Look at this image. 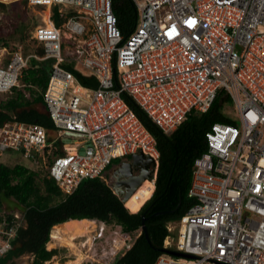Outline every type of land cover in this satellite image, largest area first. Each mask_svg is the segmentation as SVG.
Masks as SVG:
<instances>
[{
    "label": "built area",
    "instance_id": "built-area-1",
    "mask_svg": "<svg viewBox=\"0 0 264 264\" xmlns=\"http://www.w3.org/2000/svg\"><path fill=\"white\" fill-rule=\"evenodd\" d=\"M130 1L138 20L124 37L112 0H27L48 12L31 37L44 55L9 53L0 61V94L20 87L30 58L52 60L42 104L55 138L38 124L9 121L0 126V156L44 161L60 141L63 153L48 174L71 195L83 180H105L116 159L141 151L157 162L154 137L122 94L170 135L222 92L233 123L206 130L207 151L194 160L188 191L195 203L166 225L162 249L189 257L161 253L153 264H264V0ZM53 8L65 18L61 27L51 21ZM66 66L96 87L82 86ZM17 226L0 225V258Z\"/></svg>",
    "mask_w": 264,
    "mask_h": 264
},
{
    "label": "trees",
    "instance_id": "trees-1",
    "mask_svg": "<svg viewBox=\"0 0 264 264\" xmlns=\"http://www.w3.org/2000/svg\"><path fill=\"white\" fill-rule=\"evenodd\" d=\"M112 8L122 35L128 37L138 20L134 5L130 0H112ZM51 20L56 27H61L65 18L59 16L57 8H53ZM34 54L42 57L43 48L38 46ZM51 63L50 59L39 61L30 58L22 72L20 87L0 94V126L9 121L38 124L52 140V121L46 113L41 114L33 107L42 102V93L51 74ZM66 68L82 86L96 87L93 79L83 77L71 66ZM115 87H118L116 82ZM122 99L154 137L159 153L154 185L151 182L148 197L138 199V205L131 211L100 179L83 180L71 195H64L49 177L47 168L54 157L63 153L60 141L55 143L56 149L47 157L46 177L42 179H39L36 171L22 165L10 167L0 163V225L3 229L18 225L15 236L10 240L11 249L0 258V264H8L24 255L32 256L31 264H45L57 254L56 249H47L51 229L69 220L82 219L116 225L128 235L138 233L130 248L113 264H153L161 254L158 249H162L167 235V223L179 220L195 203L194 199L188 197V191L194 160L207 151L206 130L215 122L233 123L223 113V106L231 104V101L220 92L206 113L191 112L172 134L166 135L132 98L122 94ZM126 158L130 160V157ZM37 159L40 161L42 156L37 155ZM9 201L19 206L20 219L5 211ZM138 206L139 210L136 209ZM161 212L165 213L154 215ZM143 217L149 242L141 230Z\"/></svg>",
    "mask_w": 264,
    "mask_h": 264
},
{
    "label": "rangeland",
    "instance_id": "rangeland-1",
    "mask_svg": "<svg viewBox=\"0 0 264 264\" xmlns=\"http://www.w3.org/2000/svg\"><path fill=\"white\" fill-rule=\"evenodd\" d=\"M0 4L4 6H0V51L5 48L8 53L20 52L24 56L34 54L38 46L31 39L32 32L36 25L42 24L41 17L44 14V9L29 6L26 0H0ZM4 55V59H6L8 55L6 53ZM224 112L234 116L233 105L227 104ZM51 137L52 139L55 138L54 133L51 134ZM69 142V140L62 141L63 144ZM46 161V156L44 161L42 159L40 161L37 159L35 162L24 160L16 152H7L0 156V163L10 167L16 164L27 167L32 171H36L39 179L46 177ZM120 163H122L120 159L114 160L111 167L107 170L105 180H103L110 189L116 183L113 171L120 166ZM155 167H157V162ZM150 190L151 188L146 192L142 189L136 200L132 202L134 206L138 205V199H146ZM5 209L7 213L20 219L21 212L16 203L9 201V203H6ZM136 209L139 210V206ZM95 225L93 232L75 239L73 247H68L62 242H52L50 240L51 242L47 245V249H56L57 254L45 264H65L76 260L80 261L79 264H113L118 257L130 248L138 235V233L128 235L116 225H105L97 220H95ZM101 227L104 228L103 234L100 238H97L98 230ZM114 247H117L118 250L115 255H112ZM32 259V256L24 255L8 264H31Z\"/></svg>",
    "mask_w": 264,
    "mask_h": 264
},
{
    "label": "water",
    "instance_id": "water-1",
    "mask_svg": "<svg viewBox=\"0 0 264 264\" xmlns=\"http://www.w3.org/2000/svg\"><path fill=\"white\" fill-rule=\"evenodd\" d=\"M156 162L152 159L149 155H144L141 151L133 155L128 162L122 163L119 167H117L114 172V177L116 179L115 185H113V188L111 187V190L114 191L115 194L119 195L121 202L125 205V202L135 193V191L141 186L143 181L146 179L151 180V177L153 174H155ZM139 167L140 174L138 176L132 175V169ZM152 167V168H151ZM123 175L125 177L124 181H118V177ZM165 212L156 213L157 214H163ZM145 218H142V227L141 230L145 235V239L149 242L147 229L144 225ZM161 253H168L173 256H186L184 254L164 250V249H158ZM189 257V256H186Z\"/></svg>",
    "mask_w": 264,
    "mask_h": 264
},
{
    "label": "bare ground",
    "instance_id": "bare-ground-1",
    "mask_svg": "<svg viewBox=\"0 0 264 264\" xmlns=\"http://www.w3.org/2000/svg\"><path fill=\"white\" fill-rule=\"evenodd\" d=\"M42 18L45 22H48V12H44L42 15ZM151 182L148 179L143 181L141 186L135 191V193L125 202V206L130 209L131 211L135 210V206L132 203L134 200H136L137 196L141 192L142 189H144L146 192L151 187ZM95 220H69L65 223L56 225L52 228V231L50 233V239L52 242H62L65 243L68 247H73V241L79 237H84L95 229ZM50 241V242H51ZM88 241H90L88 239ZM48 243V245L50 244ZM79 260L76 261H70L65 264H79ZM59 264V263H55Z\"/></svg>",
    "mask_w": 264,
    "mask_h": 264
},
{
    "label": "crops",
    "instance_id": "crops-1",
    "mask_svg": "<svg viewBox=\"0 0 264 264\" xmlns=\"http://www.w3.org/2000/svg\"><path fill=\"white\" fill-rule=\"evenodd\" d=\"M43 9V8H42ZM44 11H46L45 9H44ZM52 21V20H51ZM53 22V21H52ZM9 54L7 51H6V49L4 48L3 50H1L0 51V61H1V63L2 64H5L6 62H7V60H8V57H9V55H8V57L6 58V59H4L5 58V55L4 54ZM11 95V94H10ZM10 95H8V97H10ZM11 96H15V95H11ZM36 96V95H35ZM7 97V98H8ZM3 98H6V96H4ZM34 109H36V111H38V112H40L41 114H45L46 112H45V109H44V106H43V104H42V102L41 103H38V104H35L34 106Z\"/></svg>",
    "mask_w": 264,
    "mask_h": 264
},
{
    "label": "flooded vegetation",
    "instance_id": "flooded-vegetation-1",
    "mask_svg": "<svg viewBox=\"0 0 264 264\" xmlns=\"http://www.w3.org/2000/svg\"><path fill=\"white\" fill-rule=\"evenodd\" d=\"M122 161V163H124V162H127V161H129L128 159H126V160H121ZM122 163H120V165L122 164ZM140 174V169H139V167H137V168H133L132 169V175L133 176H138ZM124 179H125V177H123V175H121L120 177H118V181H124Z\"/></svg>",
    "mask_w": 264,
    "mask_h": 264
},
{
    "label": "snow or ice",
    "instance_id": "snow-or-ice-1",
    "mask_svg": "<svg viewBox=\"0 0 264 264\" xmlns=\"http://www.w3.org/2000/svg\"><path fill=\"white\" fill-rule=\"evenodd\" d=\"M194 22L193 21H189V24L191 25V24H193Z\"/></svg>",
    "mask_w": 264,
    "mask_h": 264
}]
</instances>
